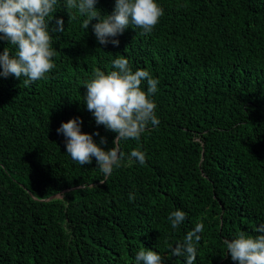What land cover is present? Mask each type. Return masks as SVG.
Returning <instances> with one entry per match:
<instances>
[{
	"label": "trees",
	"instance_id": "1",
	"mask_svg": "<svg viewBox=\"0 0 264 264\" xmlns=\"http://www.w3.org/2000/svg\"><path fill=\"white\" fill-rule=\"evenodd\" d=\"M156 2L163 15L151 33L130 25L113 45L97 40L96 18L85 29L87 17L58 0L49 21L56 67L28 85L27 77L0 76V264H136L141 249L186 264L170 247L199 222L194 264H238L225 241L261 234L264 0ZM95 6L110 15L115 0ZM57 18L62 33L51 31ZM5 48L16 54L0 38ZM120 55L159 80L150 97L159 124L120 141L125 158L105 179L95 157L74 161L56 130L79 117L100 147L114 146L117 134L96 124L84 85L96 68L115 70ZM137 148L143 165L128 158ZM177 209L186 218L173 229L168 216Z\"/></svg>",
	"mask_w": 264,
	"mask_h": 264
},
{
	"label": "clouds",
	"instance_id": "2",
	"mask_svg": "<svg viewBox=\"0 0 264 264\" xmlns=\"http://www.w3.org/2000/svg\"><path fill=\"white\" fill-rule=\"evenodd\" d=\"M97 0H66L68 9L76 8L87 18L82 27L88 29L93 18L97 23L92 30L101 44L118 45L117 39H110L122 34L130 25L142 28L144 33H151L163 15V8L156 0H115L114 10L110 15L101 16L96 5ZM58 0H0V33L16 48V54H10L8 48L0 53V76L10 74L16 78L27 77L30 82L46 78V73L56 67L53 57V37L50 34L49 21L57 10ZM64 22L56 19L52 32L62 33ZM113 68L107 72L99 68L94 70V78L86 82L85 103L93 114L97 125H103L117 135L114 146L104 150L93 140V135L81 131L82 120L79 117L61 122L57 133L66 138V152L79 165L90 164L95 157L97 166L105 179L111 176L114 167H120L125 153L120 151L121 140H139L149 124L157 126L159 120L155 114L156 104L150 98L157 92L159 80L143 68L133 71L129 60L120 55L112 61ZM146 81V90L142 85ZM106 143L101 137L100 144ZM135 158L141 165L146 162V154L133 149L128 157ZM104 183L103 180L100 181ZM134 194L129 195L134 200ZM186 218L182 210H175L168 216L171 227L176 229ZM261 233L256 237L240 232L231 241H225L227 253L238 264H264V224L257 229ZM204 224L196 223L188 231L183 242L170 247L174 256H186V264H194L197 258L196 245L201 240ZM136 264H163L162 256L151 249H141L136 255Z\"/></svg>",
	"mask_w": 264,
	"mask_h": 264
}]
</instances>
